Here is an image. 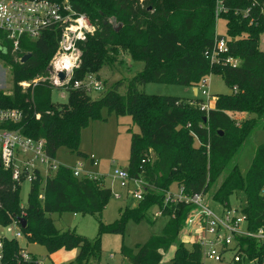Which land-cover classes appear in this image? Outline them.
<instances>
[{"label":"trees","instance_id":"1","mask_svg":"<svg viewBox=\"0 0 264 264\" xmlns=\"http://www.w3.org/2000/svg\"><path fill=\"white\" fill-rule=\"evenodd\" d=\"M48 1L68 2L75 13L85 15L95 27V32L79 43L81 65L74 71L73 80L89 74L100 79L98 73L104 67L114 69L121 53L142 63L143 68L110 88L102 81L104 92L94 99L68 86L66 102L56 103L49 82L34 85V80L46 76L59 31L52 27L37 40L22 38L16 54L0 31V60L12 75V90L7 94L0 91V109H17L23 114L20 123L7 127L42 140L53 158L61 148L87 157L79 151L81 132L94 121L106 120L102 110L116 118L129 116L139 132L130 131L128 173L135 177L142 166L150 187L144 200L125 208L114 223L99 221L96 237L89 240L74 230L57 229L50 215H100L111 192L104 179L76 178L70 168L60 165L46 178L43 188L41 178L30 186L26 205L21 207L19 186L14 188L9 171L0 167V227L12 223L20 226L19 219L23 218L26 225L20 230L28 243L44 246L48 254L62 248L76 249V264L99 263L102 234L123 236L129 220L137 223L145 219L152 224L147 213L153 206L163 205V192L171 191L172 185L187 194H208L253 132L264 129V14L258 7L260 0L256 4L255 0H224L227 12L219 18L226 21L228 56L239 61L233 67L223 63L221 57L214 64L207 57L215 49L217 0ZM247 9L249 15L244 16L242 12ZM110 18L121 27L113 25ZM26 55L29 57L22 62ZM211 74L220 75L230 92L215 96L208 112L195 105L201 101L139 91L150 82L198 88ZM191 133L197 137V144ZM150 152L155 157L142 165ZM263 184L261 144L255 149L246 180L234 164L211 198L224 205L229 196L243 188L247 197L244 212L251 228L256 229L264 224V200L260 196ZM189 210L188 206L171 205L165 209L166 221L159 233L151 234L145 243L135 246L136 250L122 244L120 253L125 264H159L172 246L171 264H201L198 246L187 248L179 238ZM21 250L18 240L4 238L2 264H32L19 261Z\"/></svg>","mask_w":264,"mask_h":264},{"label":"built area","instance_id":"2","mask_svg":"<svg viewBox=\"0 0 264 264\" xmlns=\"http://www.w3.org/2000/svg\"><path fill=\"white\" fill-rule=\"evenodd\" d=\"M256 4V0L254 1ZM260 12L264 14V0L258 3ZM227 12L224 0L216 1L215 19ZM244 16L249 15V10L242 12ZM59 31L57 49L52 57L47 74L34 80L38 82H49L54 89L66 92L68 86L76 90H82L86 94L104 92V84L94 74H89L80 80H73V73L81 65V48L79 43L86 41L87 36L95 32V27L83 14L74 12L68 2H51L48 0H0V31L5 33L6 38L12 44V52L20 51V40L27 38L37 40L43 32L50 28ZM229 48L225 38H215V49L208 53L212 64L223 63L233 67L238 65L236 58L229 57ZM16 60H18L16 58ZM64 67L66 78L59 82L57 71ZM210 76V75H209ZM209 76L203 78L198 90L206 97V102L195 103L202 112H208L214 105V97L209 94ZM23 84V87H27ZM22 111L17 109H0V167L9 171L11 181L16 186L27 183L31 186L34 182H42V188L47 177L51 176L60 166L55 159L48 155L42 140H35L24 136L17 129H9L7 126L17 125L22 120ZM197 139V137L191 133ZM208 148V146H206ZM90 165L96 167L98 160L95 156H87ZM151 160L145 158L141 161L144 165ZM74 177L88 178L90 180H102L104 177L95 175L79 163L78 167L70 168ZM102 177V178H101ZM112 177L121 181L132 182L133 189L129 193L137 203L144 200L145 193L150 187L144 179L143 167H139V174L131 177L124 169L114 170ZM163 205L153 206L155 208L152 217L160 219L164 217L165 209L171 205H184L190 207L186 216L184 226L180 235L187 241L197 245L201 255V264H264V224L256 229L251 228V222L244 207L238 211L231 209L227 204H219V213L213 211L205 202L207 194H187L183 188L163 192ZM260 196L264 200V184L260 189ZM120 199V195L115 196ZM43 199V191L39 195ZM21 207L23 205L21 204ZM14 232L8 239H18L23 235L20 226L16 223L5 227L7 232ZM0 236V264L3 263V239ZM21 263L40 264L25 250L19 253Z\"/></svg>","mask_w":264,"mask_h":264},{"label":"rangeland","instance_id":"3","mask_svg":"<svg viewBox=\"0 0 264 264\" xmlns=\"http://www.w3.org/2000/svg\"><path fill=\"white\" fill-rule=\"evenodd\" d=\"M110 22L115 26L118 25L121 27V24L117 23L114 19L110 18ZM216 36L218 38H227L226 21L223 18H219L216 21ZM117 63L114 69L104 67L98 73V76L105 82L107 88H110L117 81L130 79L143 68L142 63L133 62L123 53L119 55ZM208 79L209 94L214 98L217 95L228 94L230 92V89L225 85L220 75L211 74ZM11 90V70L0 60V91L7 94ZM122 91L123 89L119 90L120 93H122ZM139 91L148 95L177 97L188 102H206V97L201 94L200 90L199 94L195 96L191 87L181 85L150 82L140 86ZM100 94L101 92L89 95L94 99ZM52 100L56 103H65L67 100V93L61 89H54L52 92ZM210 105L213 106V103ZM101 115L102 118H106V120L94 121L83 129L79 143V151L85 153L87 156L93 155L97 158L98 165L96 167L91 166L87 158L78 157L75 153L70 152L66 148L59 149L54 157L58 164L68 168L78 167V164L81 163L85 170L104 177L105 186L110 188V197L100 215L82 216L71 213L50 215L57 229L61 231L74 230L77 234L89 240H93L96 237L99 221L105 225L112 224L119 219L120 213L123 212L125 208H132L136 204V201L129 195L133 189L132 182H126L125 186H123L121 181L112 177V174L114 170L128 168L131 132L138 133L139 130L137 126L132 124L129 116L116 118L113 114L108 115L106 110H102ZM195 143L197 144L196 139ZM261 144H264V129H257L253 132L250 139L246 141L240 153L221 175L217 184L210 188L205 202L213 211L219 213L221 210V206L212 200L211 195L219 186L222 179L227 175L232 166L236 164L242 180L245 181L247 170L254 157L255 149ZM154 157V153L150 152L147 158L150 159ZM29 190L30 186L27 183H24L20 188V199L23 206L26 205ZM175 190L176 186L172 185L171 191L174 192ZM116 195H120L121 198L116 199ZM227 204L231 209H236L238 211L245 207L247 204V197L244 189H239L229 196ZM154 211L155 208H152L147 214V218L153 222L152 224L145 219L137 223L129 220L126 223L123 236L113 233L102 234L100 239L101 261L99 263L94 262L93 264H103L102 260L105 261V264H125V259L120 253L122 244L130 249L136 250L135 246L142 245L151 234H157L161 231L166 220L164 218L154 220L152 217ZM10 227L12 228L13 226ZM12 230V232H7L4 228L0 227V236L10 238L15 229L12 228ZM17 240L20 248L32 253L40 264H76V249L67 250L62 248L53 254H48L44 246L28 243L24 236ZM181 240L187 248L191 247L187 238L181 237ZM174 249V246H172L164 253L159 264H171L170 259L173 256ZM109 257L112 259H109Z\"/></svg>","mask_w":264,"mask_h":264},{"label":"water","instance_id":"4","mask_svg":"<svg viewBox=\"0 0 264 264\" xmlns=\"http://www.w3.org/2000/svg\"><path fill=\"white\" fill-rule=\"evenodd\" d=\"M29 57V55H26L22 58V62H24L27 58ZM49 71H51V68H48ZM57 76H58V79H59V82H62L65 78H66V70L64 67H61L58 71H57ZM194 91H195V94H196V89L194 88ZM204 122H206V118L204 119ZM221 134V133H220ZM125 171H127L128 169L125 168L124 169ZM19 224H20V227L22 229L25 228V225H26V221L25 219L23 218H20L19 219ZM103 264H105L104 260H102Z\"/></svg>","mask_w":264,"mask_h":264},{"label":"crops","instance_id":"5","mask_svg":"<svg viewBox=\"0 0 264 264\" xmlns=\"http://www.w3.org/2000/svg\"><path fill=\"white\" fill-rule=\"evenodd\" d=\"M263 37H264V36H263ZM263 41H264V40H263ZM192 89H193V92H194V95H195V96L199 94V90H198V89L195 88V89H196V94H195L194 88H192ZM82 153H83V152H82ZM84 154H85V153H84ZM85 155H86V154H85ZM86 156H87V155H86ZM85 158H87V157H85ZM127 169H128V168H127ZM127 171H128V170H127ZM136 204H137V202H136ZM136 204H135V206H136ZM135 206H134V207H135ZM132 208H133V207H132ZM151 209H152V208H151ZM151 209H150V210H151ZM150 210H149V212H150ZM149 212H148V213H149ZM148 213H147V214H148ZM181 237H182V236L179 235L180 240H181ZM181 241H182V240H181ZM28 253H30V252H28ZM30 254H31L32 256H34L32 253H30ZM34 257H35V256H34ZM35 258H36V257H35ZM36 259H37V258H36ZM109 259H112V258L109 257ZM37 260H38V259H37ZM170 261H171V259H170ZM104 262H105V261H104ZM102 263H103V262H102Z\"/></svg>","mask_w":264,"mask_h":264}]
</instances>
